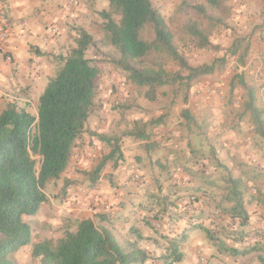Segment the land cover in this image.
Instances as JSON below:
<instances>
[{
    "label": "crops",
    "instance_id": "1",
    "mask_svg": "<svg viewBox=\"0 0 264 264\" xmlns=\"http://www.w3.org/2000/svg\"><path fill=\"white\" fill-rule=\"evenodd\" d=\"M1 1L8 36L0 44V112L13 104L37 115L39 96L59 68L65 49L74 37L72 48L76 46L78 30L94 34L89 23L95 22L99 12L110 9L108 0H72L70 6V0ZM252 21L244 26L248 34L243 44L247 47L249 42L250 48L237 78L252 89L254 105L264 121V26L256 27ZM55 25L58 33L45 39ZM243 44H237L236 54ZM230 75V69H225L224 76ZM215 77L214 68L206 74V85L193 91L197 98L206 95V101L196 102L187 90L182 93L175 88L167 91L166 99L156 91L149 99L144 92L142 104L119 106L131 111L124 121L118 113L108 112L107 101L112 99L96 83L85 131L76 139L54 190L48 192L51 183L47 184V201L36 213L44 216L47 212L45 224L59 225L53 228V240L66 230H74L81 220L99 223L97 214L104 213L102 224L117 241L121 228L136 230L134 235L141 237L134 238V243L150 251L149 246L163 239L160 233L165 227L154 217L168 213L176 215L170 221L172 235L190 222H202L218 230L219 242L227 246L243 250L250 244L258 249L232 256L214 245L203 231L194 229L180 246L184 254L176 264H185V252L192 255L201 248L206 251V264H236L239 257H260L264 250V135L258 134L252 113L244 108L247 93L242 82H231L227 90L217 87ZM200 88L204 91L196 93ZM156 119L161 121L153 123ZM114 140L118 151L107 160L99 178L89 181L85 163L99 157L96 166L112 151ZM72 159L78 167H70ZM237 201L247 213L244 224L237 217L232 219L229 212ZM104 204L110 206L107 211L93 213L87 209ZM162 208H166L165 213L157 212ZM236 231L244 234L243 242H234Z\"/></svg>",
    "mask_w": 264,
    "mask_h": 264
},
{
    "label": "trees",
    "instance_id": "2",
    "mask_svg": "<svg viewBox=\"0 0 264 264\" xmlns=\"http://www.w3.org/2000/svg\"><path fill=\"white\" fill-rule=\"evenodd\" d=\"M205 1L210 5L219 3V0ZM108 4L120 16L115 22L103 13L106 22L102 31L115 50L114 63L133 86L145 88L147 98H153L155 89L162 86L177 85L187 90L193 79L214 71V63L188 64L175 45L172 30L151 0H108ZM184 5L193 8L199 17L212 22L202 4L191 6L184 2ZM146 28L151 33L149 39L141 36ZM186 31L197 39L195 47L209 46L206 35L196 25H188ZM93 43L89 33L78 30L76 46L67 56L60 58L59 68L39 96L37 115L13 104L0 112V264H14L13 255L30 243L31 227L23 218L35 215L41 204L47 201L46 185L65 171L75 141L85 131L99 76L98 66L86 55ZM236 46L239 47L236 44L232 54L236 53ZM150 53L167 55L186 74L168 72L160 66L143 65L144 58ZM238 81L242 82L241 79ZM241 85L247 93L244 108L252 113L256 131L263 136L264 121L254 105L253 91L244 82ZM160 121L156 119L152 122ZM116 142L112 143V151L88 174L89 181H96L107 160L114 157L118 151ZM165 211L166 208L157 210ZM229 212L232 219L237 217L242 224L245 223L247 213L240 201ZM163 216L154 217L165 226L160 233L167 243L165 253L155 257L161 264H176L182 260L180 246L194 229L203 231L214 245L232 256L258 250L250 244L243 250L227 246L219 242L216 236L218 230L206 227L202 222H190L172 235L170 221H174L176 215L167 213ZM97 219L100 224L84 219L77 223L74 230H66L59 239L35 242L31 256L38 259V264H145L149 260L154 261L150 251L136 243L117 241L111 230L102 224L106 220L104 213L97 214ZM241 233L235 232V243L245 240ZM140 237L137 235L138 239Z\"/></svg>",
    "mask_w": 264,
    "mask_h": 264
},
{
    "label": "rangeland",
    "instance_id": "3",
    "mask_svg": "<svg viewBox=\"0 0 264 264\" xmlns=\"http://www.w3.org/2000/svg\"><path fill=\"white\" fill-rule=\"evenodd\" d=\"M151 2L156 8H158L161 15L172 30L175 45L188 64L191 66H197L203 63H214L216 73V77L213 78V80H215L214 82L219 84L217 87L223 88L225 86L228 90L230 83L238 80L237 76L240 71L239 66H242V63L247 58L248 50L250 48L248 46L249 42H247V47L243 44L246 40V34H248L245 33L244 26L251 20V18H253L252 22L254 23V26H264V0H219L217 5H210L206 3L205 0H151ZM184 2L190 4L191 6L202 4L205 7L206 15L212 18V22L199 17L195 10L193 8H189L187 5H184ZM103 13L108 14L115 22H117L120 17L117 11L108 9V11L99 12V17H96L95 22L92 21L91 24L89 23L92 30H94V34L92 35L93 39L94 37L98 38L94 39V43L89 47L86 55L88 58L94 60L99 68V76L96 83L99 86H103V89L109 92V98L112 99V101H107L110 106L108 108V112L113 114L118 113L120 115V120L124 121L126 120V116L131 111L122 110L119 106L132 107L140 102L142 104V99H140V97L144 94L145 88L133 86L127 80L126 74L115 65V50L109 45L102 31V25L106 22V17H104ZM190 24L196 25L204 33V35H206L209 40V46L204 48H197L194 46L197 39L195 37L193 38L192 35L186 31L187 26ZM141 36L144 39H149L151 37L150 30L148 28L143 30L141 32ZM75 38L76 37L72 39L68 48L65 49V56H67L72 49ZM249 39L250 38H248V41ZM238 42L243 45L240 47L237 54H232L231 50L236 44H238ZM143 65L151 67L160 66L168 72L180 71L181 74H186V71L181 70L176 62L164 54H148L144 58ZM227 68L230 69V76H224V70ZM204 85H206V74L197 77L190 82V85L187 86V95H191L193 97H191L192 100H195L196 102H200L199 100L203 99L206 101V95L201 96V98H197L193 94L195 88ZM241 87L239 86V88ZM172 88L185 93V89L182 87L178 88L177 85L158 87L155 91L159 92V94L163 93L161 97L166 99L165 97L167 95V91ZM233 88V90H235V87ZM98 158L99 157H97L96 160V157H93L92 160L85 163V171L87 170L88 174L93 170L95 164L98 162ZM84 159L86 160V158ZM76 166L78 167V163L75 159H72L70 167ZM136 181H140V176H138ZM50 183L49 187H47V191L49 188L48 192L54 190L56 187L55 180ZM43 213L44 216H46L47 212ZM44 216L40 214L24 216V221L31 227V241L28 245L22 246L13 255L14 264H38V259H34L31 256L32 245L35 242L44 239H53V228L59 227V225L54 222L46 221L45 224L43 219ZM46 227L48 229H46ZM158 230H161V227H159ZM117 236L119 237L118 241L123 244L134 243L137 239L133 232H128L122 228L117 232ZM141 244L145 246L147 245V242H141ZM165 246H167V243L164 239H160L159 243L154 244V246H149V248L152 247L150 253L154 257V263L161 264V261L155 259V257L156 255L163 253ZM202 249L203 248H201L200 252L196 251L192 255L185 252L184 263L204 264L201 261V258H204L206 264V251ZM181 253L182 255L184 254L182 249ZM235 262L236 264H264V250L261 251L260 257L258 258L254 255H248L242 258L239 257L238 260H235Z\"/></svg>",
    "mask_w": 264,
    "mask_h": 264
},
{
    "label": "built area",
    "instance_id": "4",
    "mask_svg": "<svg viewBox=\"0 0 264 264\" xmlns=\"http://www.w3.org/2000/svg\"><path fill=\"white\" fill-rule=\"evenodd\" d=\"M72 3H73V1L70 0L67 5L70 6ZM57 33H58L57 26L56 25L55 26H51L50 29L46 33L45 39L52 38ZM7 36H8V31H7L6 22H5L4 5H3V2L0 0V44H2L5 41ZM6 58H7V60H10L9 56H7ZM203 91H204V89L200 88V89L196 90V93H200V92H203ZM134 179L137 180L138 179V175H135ZM109 208H110L109 204H104V205L99 206V207H97V206H88L87 207V209L89 211H92L93 213H99V212H102V211H107ZM154 226L156 228L160 227V225L158 223H155ZM201 261H202V263L205 264V259L204 258H201Z\"/></svg>",
    "mask_w": 264,
    "mask_h": 264
}]
</instances>
